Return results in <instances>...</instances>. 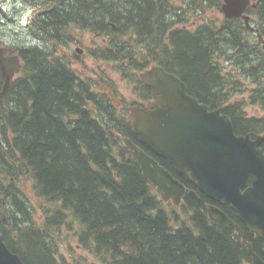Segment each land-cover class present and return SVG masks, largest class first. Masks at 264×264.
I'll return each instance as SVG.
<instances>
[{"label": "trees", "instance_id": "1", "mask_svg": "<svg viewBox=\"0 0 264 264\" xmlns=\"http://www.w3.org/2000/svg\"><path fill=\"white\" fill-rule=\"evenodd\" d=\"M23 1L38 9L27 30L43 46L14 48L20 71L0 101V217L6 219L0 234L7 248L24 264H60L56 235L71 216L77 243L98 264H248L234 229L208 219L206 205L214 204L264 261V241L229 207L209 201L193 180L140 145L128 112H117L52 50L72 42L74 30L101 37L105 46L90 51L96 59L118 63L124 77L160 66L200 103L227 115L236 135L254 137L264 132V117L247 114L245 107L264 108V47L258 40L260 35L264 41V0H252L255 8L247 9L254 32L239 18L222 16L216 23L208 17L221 12L223 0ZM131 78L134 92L148 100L149 89L136 74ZM2 83L0 76V89ZM244 93L246 100L234 99ZM124 137L199 199L186 196L179 207L164 203ZM26 178L42 207L51 208L42 211L39 224L17 183Z\"/></svg>", "mask_w": 264, "mask_h": 264}, {"label": "water", "instance_id": "2", "mask_svg": "<svg viewBox=\"0 0 264 264\" xmlns=\"http://www.w3.org/2000/svg\"><path fill=\"white\" fill-rule=\"evenodd\" d=\"M248 7L255 8V3L223 0L220 9L226 19L241 18L254 31L246 14ZM258 39L263 43L260 35ZM20 67V57L0 46V101ZM138 77L151 96L145 106L125 107L138 143L167 160L177 175L186 174L209 201L228 206L248 232L264 241V133L236 135L227 115L219 109L209 111L207 105L187 93L184 82L160 66H151ZM123 143L163 202L179 207L186 196L199 199L196 191L185 187L130 139L123 138ZM206 210L208 219L220 229L235 230L247 249L249 264H264L237 223L217 205L208 204ZM1 221L5 223V218ZM0 264H24L7 248L1 235Z\"/></svg>", "mask_w": 264, "mask_h": 264}, {"label": "rangeland", "instance_id": "3", "mask_svg": "<svg viewBox=\"0 0 264 264\" xmlns=\"http://www.w3.org/2000/svg\"><path fill=\"white\" fill-rule=\"evenodd\" d=\"M173 2L176 3V0ZM37 12L38 9L31 7L28 2L23 0H0V46L10 50L36 45L43 46L41 42L28 34L27 30ZM222 16L221 12L216 11H212L208 15L216 23L220 21ZM202 20L198 19L194 22L200 23ZM71 36L73 37L72 42L64 46L57 45L55 49L52 48L55 55L66 60L81 79L88 80L94 86V91L104 93L117 109V112L122 113L125 109L116 106V102L119 100L125 105H129L131 102H145L134 92V83L131 82L133 81L131 75L136 74L138 76V72L129 71L128 77H124L120 72L118 63L96 59L91 55V50H101L105 46L101 37L80 30H74ZM107 88L112 95L106 90ZM248 88H252V86L247 83L246 89ZM234 99L246 100L247 93L239 94ZM245 111L247 114L264 117V108L257 105H247ZM17 183L32 208L33 221L39 224L43 219L42 211L51 208L42 207L41 202L34 195L31 180L26 178ZM66 223L67 225L63 226L56 235V258L59 263L71 264L74 261H81L87 264H98L92 255L77 243L75 235L77 224L71 216L67 217Z\"/></svg>", "mask_w": 264, "mask_h": 264}, {"label": "flooded vegetation", "instance_id": "4", "mask_svg": "<svg viewBox=\"0 0 264 264\" xmlns=\"http://www.w3.org/2000/svg\"><path fill=\"white\" fill-rule=\"evenodd\" d=\"M151 66H155V65H150L148 68H145V69H143L142 71H144V70H146V69H149ZM142 71H140V72H142ZM140 72H138V74L140 73ZM170 73V72H169ZM173 74V73H172ZM174 75V74H173ZM176 76V75H175ZM177 77V76H176ZM178 79H180L179 77H177ZM181 80V79H180ZM182 81V80H181ZM183 82V81H182ZM186 85V84H185ZM187 86V85H186ZM106 90H108L109 92H110V90L107 88ZM150 91V90H149ZM187 93H188V87H187ZM110 94L112 95V93L110 92ZM189 94V93H188ZM190 95V94H189ZM114 96V95H113ZM192 96V95H191ZM197 99V98H196ZM151 100V96H149V99L148 100H146L145 101V103H147L148 101H150ZM199 102V101H198ZM117 103V107H125V104L122 102V101H117L116 102ZM144 103V104H145ZM200 103V102H199ZM201 104H204V103H201ZM206 105V104H205ZM208 106V105H207ZM208 110L209 111H212V110H216V109H210V107L208 106ZM220 113H221V111H220ZM222 114V113H221ZM263 144V143H262ZM261 144V145H262ZM2 217H3V215H2ZM2 217H0V219L2 218ZM6 223V222H5ZM5 223H2L1 222V220H0V224H5ZM262 254H264V246H262Z\"/></svg>", "mask_w": 264, "mask_h": 264}, {"label": "bare ground", "instance_id": "5", "mask_svg": "<svg viewBox=\"0 0 264 264\" xmlns=\"http://www.w3.org/2000/svg\"><path fill=\"white\" fill-rule=\"evenodd\" d=\"M25 5V4H24ZM27 6V5H26ZM32 7V6H31ZM221 10V9H220ZM222 13V12H221ZM223 15V14H222ZM224 17V16H223ZM35 18V17H34ZM225 18V17H224ZM250 25H251V22H250ZM252 26V25H251ZM253 27V26H252ZM251 31V30H250ZM255 31V29H254ZM264 47V46H263ZM254 83V82H253ZM228 85V84H227ZM10 86V85H9ZM264 88V87H263ZM223 108V107H222Z\"/></svg>", "mask_w": 264, "mask_h": 264}]
</instances>
